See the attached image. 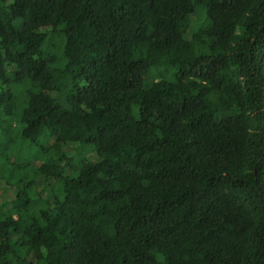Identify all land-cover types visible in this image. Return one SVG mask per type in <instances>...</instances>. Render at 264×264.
I'll return each instance as SVG.
<instances>
[{
	"label": "trees",
	"instance_id": "1",
	"mask_svg": "<svg viewBox=\"0 0 264 264\" xmlns=\"http://www.w3.org/2000/svg\"><path fill=\"white\" fill-rule=\"evenodd\" d=\"M0 139V264H264V0H0Z\"/></svg>",
	"mask_w": 264,
	"mask_h": 264
},
{
	"label": "rangeland",
	"instance_id": "2",
	"mask_svg": "<svg viewBox=\"0 0 264 264\" xmlns=\"http://www.w3.org/2000/svg\"><path fill=\"white\" fill-rule=\"evenodd\" d=\"M195 19H193L194 21ZM58 38L55 36L50 38V43H54V45L57 44ZM159 74L154 76V78H157L155 80H158ZM13 129H14V123L10 122L9 127H8V132L12 133L13 135ZM14 137V136H12ZM11 137V138H12ZM5 141L0 139V149L2 148L4 150V154L0 156V168L6 167V166H11V164L15 161L18 160V156L22 155L25 157V159L29 160V164H32L33 168V160L37 156L38 151L35 148H31L29 146L27 147H21L20 149H17L14 147L12 144L8 143L5 144ZM80 147V146H79ZM17 152H20L19 154ZM93 149L90 146H81L80 148L77 149L76 151V159L77 161H83V160H92L91 158L93 157ZM20 156V157H22ZM15 187H9L8 185H5L3 182V179H0V198L3 196L7 195L8 190L14 189Z\"/></svg>",
	"mask_w": 264,
	"mask_h": 264
}]
</instances>
